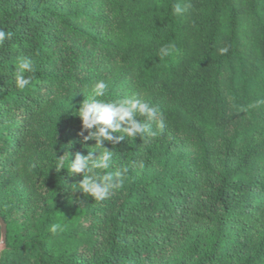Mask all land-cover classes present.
Returning a JSON list of instances; mask_svg holds the SVG:
<instances>
[{"label": "trees", "instance_id": "trees-1", "mask_svg": "<svg viewBox=\"0 0 264 264\" xmlns=\"http://www.w3.org/2000/svg\"><path fill=\"white\" fill-rule=\"evenodd\" d=\"M0 29V264H264V0H0ZM98 80L165 121L104 142L129 176L101 202L53 167L98 154L76 114Z\"/></svg>", "mask_w": 264, "mask_h": 264}, {"label": "clouds", "instance_id": "clouds-1", "mask_svg": "<svg viewBox=\"0 0 264 264\" xmlns=\"http://www.w3.org/2000/svg\"><path fill=\"white\" fill-rule=\"evenodd\" d=\"M191 7L190 3L175 2L171 6V13L173 16H183ZM11 36V32L0 29V42L6 38L11 39ZM176 51L174 44H166L159 48L158 55L160 59H164L174 55ZM228 51L227 46L219 49L221 54ZM34 79L35 67L32 60L29 57H20L16 64L15 87L19 91H26ZM107 88L108 85L103 80L94 82L90 88L91 95L84 99L76 113L82 121L80 135L84 141L95 140L98 154H93L92 151L87 155L77 152L74 159L69 157L67 166L63 159L57 160L53 166L57 171L66 168L71 176L82 175L78 183H73L75 188L72 187L73 184L69 186L71 192L90 196L96 202H101L109 198L114 191L122 189L129 176L127 165H122L115 171L109 170L113 152L104 146V142L116 145L125 138L136 140L137 137H155L157 133L152 125L155 124L161 131L165 127L162 113L147 101L136 97L115 101L100 99L107 95ZM58 231H63L62 224L53 223L50 232L56 234Z\"/></svg>", "mask_w": 264, "mask_h": 264}, {"label": "water", "instance_id": "water-1", "mask_svg": "<svg viewBox=\"0 0 264 264\" xmlns=\"http://www.w3.org/2000/svg\"><path fill=\"white\" fill-rule=\"evenodd\" d=\"M0 223L2 224V231H3V241L7 238V224L4 218L0 215Z\"/></svg>", "mask_w": 264, "mask_h": 264}, {"label": "rangeland", "instance_id": "rangeland-1", "mask_svg": "<svg viewBox=\"0 0 264 264\" xmlns=\"http://www.w3.org/2000/svg\"><path fill=\"white\" fill-rule=\"evenodd\" d=\"M0 195H2V193Z\"/></svg>", "mask_w": 264, "mask_h": 264}]
</instances>
